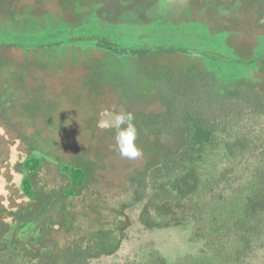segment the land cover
Instances as JSON below:
<instances>
[{"label": "trees", "instance_id": "1", "mask_svg": "<svg viewBox=\"0 0 264 264\" xmlns=\"http://www.w3.org/2000/svg\"><path fill=\"white\" fill-rule=\"evenodd\" d=\"M157 1L54 0L68 15L76 7L94 6L97 17L110 23L145 21ZM42 2L0 0V16L37 14ZM198 4L234 11L207 22V28L226 32L225 43L240 61L253 60L257 37L264 35V0L188 2L190 8ZM13 50L0 45V74L16 63ZM129 51L157 103L132 114L149 152L140 168L127 173L132 204L140 205L137 223L148 230L189 228L188 241L200 247L174 263L152 251L141 261L114 264H264V63L254 79H238L217 97V78L197 58ZM85 77V86H94L88 80L93 74ZM28 156L16 152L5 162L18 193L10 199L0 188V264H94L116 255L132 220L123 213L96 219L105 216L96 197L99 165L83 155L59 157L56 172L43 179L40 161Z\"/></svg>", "mask_w": 264, "mask_h": 264}, {"label": "rangeland", "instance_id": "2", "mask_svg": "<svg viewBox=\"0 0 264 264\" xmlns=\"http://www.w3.org/2000/svg\"><path fill=\"white\" fill-rule=\"evenodd\" d=\"M188 2L158 0L142 22L110 23L97 17L94 6L76 7L68 15L54 0H43V11L34 15L21 11L11 18L0 16V45L12 46L16 59L0 74V182L5 181L0 188L8 198L17 197L18 182L5 164L16 152L39 160L43 179L56 172L59 157L64 161L83 155L95 161L99 165L96 197L105 211V216L95 218L115 219L123 213L132 226L116 255L94 264L127 258L141 261L152 251L174 263L195 255L200 247L188 241L189 228L148 230L137 223L140 205L132 204L127 173L140 168L149 152L137 138L142 156L122 157L113 148L114 132L100 127L106 112L133 114L157 106L151 99L152 84L134 70L132 48L197 58L217 78V97L238 79H254L257 66L264 63V35L257 37L253 60L240 61L225 43L227 33H211L207 28V22H218L234 11L200 4L190 8ZM89 74H93L88 79L93 81V93L84 84ZM36 100L39 105L34 107ZM84 209L93 214L89 205ZM27 230L25 226L21 233Z\"/></svg>", "mask_w": 264, "mask_h": 264}, {"label": "clouds", "instance_id": "3", "mask_svg": "<svg viewBox=\"0 0 264 264\" xmlns=\"http://www.w3.org/2000/svg\"><path fill=\"white\" fill-rule=\"evenodd\" d=\"M106 119L101 120L100 127L111 129L114 132V150L128 159H137L142 156L136 141L138 130L134 123V116L130 112L112 111L104 113Z\"/></svg>", "mask_w": 264, "mask_h": 264}]
</instances>
